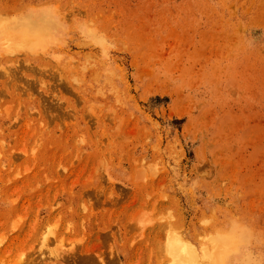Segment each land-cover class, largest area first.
I'll return each mask as SVG.
<instances>
[{
  "label": "rangeland",
  "instance_id": "obj_1",
  "mask_svg": "<svg viewBox=\"0 0 264 264\" xmlns=\"http://www.w3.org/2000/svg\"><path fill=\"white\" fill-rule=\"evenodd\" d=\"M22 19L0 264H169L171 237L264 264V0H0Z\"/></svg>",
  "mask_w": 264,
  "mask_h": 264
},
{
  "label": "bare ground",
  "instance_id": "obj_2",
  "mask_svg": "<svg viewBox=\"0 0 264 264\" xmlns=\"http://www.w3.org/2000/svg\"><path fill=\"white\" fill-rule=\"evenodd\" d=\"M33 27L34 24L31 20L22 19L12 23L0 20V34L5 37H14L19 40L27 39V37L32 34L30 31ZM51 233H53L52 230L44 233L42 242L46 241L47 234ZM53 237H55V235ZM227 242L230 243L231 239L229 238ZM3 250L0 249V255H2ZM168 250H170L167 257L169 259V264H202L200 259L202 261L204 260L208 264H225L226 260L230 258L228 255H230V252H232V248L229 247L227 250H221L219 252L220 254L214 255L213 251H209L207 248H204L202 255L199 256L193 245L183 240H176L174 237L170 238ZM204 261L203 263H205Z\"/></svg>",
  "mask_w": 264,
  "mask_h": 264
}]
</instances>
